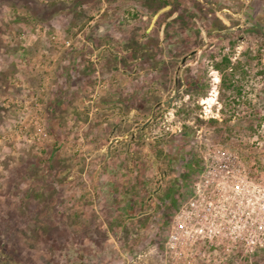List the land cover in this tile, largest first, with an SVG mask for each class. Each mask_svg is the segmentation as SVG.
<instances>
[{
	"label": "rangeland",
	"instance_id": "obj_1",
	"mask_svg": "<svg viewBox=\"0 0 264 264\" xmlns=\"http://www.w3.org/2000/svg\"><path fill=\"white\" fill-rule=\"evenodd\" d=\"M19 1L26 2L0 0V252L20 264H177L167 247L171 220L205 157L220 145H230L241 153L247 175L259 185L252 192L254 203L258 208L264 206V76L259 73L264 65V0H189L188 8L172 0L170 8L157 18L161 8L146 7L138 12L136 6L144 0H88L86 12L94 17L80 38H94L99 43L84 41L75 55L73 35L88 17L79 25L72 24L73 14L56 15L50 26L29 22L17 17L28 13ZM140 15L146 19L140 21ZM166 15H172L179 25L171 23L161 30L159 20ZM135 19L141 36L147 34L148 26L153 28L145 46H140H154L146 53L145 64L160 67L165 83L174 81L176 74L179 77L175 72L179 68L172 61L163 63V58H180L194 47L201 48L207 41L205 33L212 38L222 35L212 54L228 57L223 49L229 46L228 52L235 53L234 47L240 44L242 51L221 72L214 68L221 58L211 56L205 61L202 85L185 88L187 100L175 106L173 120L183 121L181 130L175 121L166 122L170 126L166 128L162 112L167 108H159L151 117L152 128L145 133L138 128L129 150L128 141L123 143L117 153L120 161L107 160L113 137L98 142L81 138L77 135L81 125L64 123L67 113L51 108L56 120L49 118L47 100L50 97L53 102L58 93L52 87L56 77L65 92L61 106L75 96L77 87L67 86L62 66L69 55L72 65L76 56L83 64L99 63L100 75L106 64L114 65L116 60L119 64L120 59L101 57V51L114 49L113 45L102 47L107 44L102 38L120 39L124 26ZM230 28L235 30L223 32ZM175 43L179 47L173 50L170 44ZM116 48L122 50V46ZM250 53L255 56L252 62L247 60ZM109 71L111 68L106 76L98 77L99 86L87 90L83 98H99V90L107 88ZM187 76L185 84L191 83ZM218 103L222 104L221 120L216 118L220 124L215 125L208 115ZM77 104L71 100L70 105ZM130 124L123 128H131ZM98 148L105 151L101 159L94 155ZM100 164L124 174L118 178L128 186L125 197L116 188L109 189L110 194L98 189L102 179L97 183L93 174ZM227 262L264 264V247L249 253L240 243ZM208 263L219 264L209 250L205 257L198 254L194 264Z\"/></svg>",
	"mask_w": 264,
	"mask_h": 264
},
{
	"label": "crops",
	"instance_id": "obj_2",
	"mask_svg": "<svg viewBox=\"0 0 264 264\" xmlns=\"http://www.w3.org/2000/svg\"><path fill=\"white\" fill-rule=\"evenodd\" d=\"M139 18H143L140 21H144V18L146 19V17L142 15H140ZM92 26L94 27V24H92L91 27ZM139 26L138 20L135 19L133 24L126 27L124 26V35H122L120 39H111L109 37H106V39L102 38V41L107 43L103 44L102 47H110V45H113L112 47L114 49H108L106 52H104L105 50L101 51L104 53L102 54L100 52V54H102L101 57L105 55L109 60H121L119 64L116 60L115 64L117 63L118 65L114 64L115 66L113 64L110 66V63L107 62L108 65L106 64V68L103 67L104 72L102 75H100L101 73L98 74L99 69L102 68L99 63H93L91 65L83 64V62L80 61V56H76V61L74 65H72V63L68 61L70 55L66 57L62 66L65 68L67 86L73 85L74 87H77L73 92L75 96L70 97L69 102L66 105L64 104V106H61V104H63L61 100L65 99L62 95L65 94V92L63 93V90L61 89L64 88L62 87V82H60L61 79L56 77L54 78L52 87H55V90L58 91V93L52 98L53 102H51L50 97L47 100L49 114H52V112L58 108L60 112L67 113L64 118L59 116L58 119L63 118L65 124L71 125V123H75L82 126L80 131L77 132V135H81V138L85 136L87 139H94L96 142L102 139L105 140L107 137H113V140L116 139L115 142L107 148V160L112 158H117L116 160H119V154L117 153L122 149L123 143L128 141L129 150L130 146L135 144L134 141L136 140V132L138 128L141 131H144V133L148 131L150 127L152 128L151 115L156 114V111L159 108L162 109L165 107L164 103L166 100H170V98L174 97L181 104L183 100H187V94H183L184 89L196 84V82L195 84H185V80H183V78L179 79L177 74L174 77V81H166L165 83V80L161 76L163 73L160 71V67L156 68L145 64V55L147 52L151 53L154 46H152V44H146V47L144 48V42H146L147 39L149 40V33L153 28L151 25L148 26L146 28L147 34L141 36L142 29L141 27L139 28ZM96 29L93 28V30ZM83 31H86V28ZM80 37L79 34L75 38L74 46L71 48L74 55L79 49H81L84 41L88 44L99 43L98 40H95L94 38L85 39L83 36L82 38ZM176 43L174 45L170 44V47H173V50L179 47V44ZM141 44L144 46L141 47ZM114 46H122V50H118L119 48L117 49ZM122 52L123 54H120ZM141 55H143V57H141ZM168 60L171 59L168 58ZM67 62L69 63L67 64ZM180 66L181 63H178L177 68ZM108 68H111V71H109L108 74L110 79L106 77V84L108 85L106 89L99 90L101 92L99 98L97 99L96 96H94L93 99H88V97L86 99L83 98L84 93L87 92V90L94 91V88L99 86V83L97 82L98 77L106 76ZM175 72L177 73V71ZM71 82L73 84H71ZM182 83H184V85ZM179 84L181 85L179 86ZM58 87H60L59 90ZM55 100L56 102H54ZM71 100H74V104L78 103L77 106L70 105ZM70 108L74 109L70 110ZM49 114V118L56 120V114H52V116ZM130 123L133 124L131 128H123V126H131ZM148 139L151 140L152 138ZM129 140L131 141L129 142ZM147 146L146 150H149L151 148L150 143H147ZM95 152L96 154L94 155L101 159L102 154L105 151L103 148H98ZM103 168L104 164H100L93 174L97 183L102 179V181L99 182L100 184H97L98 189H105V191L110 194L109 189L116 188V191L118 190L119 193L121 191L119 196L125 197V190H127L126 188H128V186L122 185V179L120 180L118 178V176H124V174H120L119 170L112 166ZM138 186L141 187L142 185ZM134 190L135 189H131V191ZM111 197L112 196L108 198Z\"/></svg>",
	"mask_w": 264,
	"mask_h": 264
},
{
	"label": "built area",
	"instance_id": "obj_3",
	"mask_svg": "<svg viewBox=\"0 0 264 264\" xmlns=\"http://www.w3.org/2000/svg\"><path fill=\"white\" fill-rule=\"evenodd\" d=\"M241 47L236 45L235 53L228 52L229 46L223 49L232 64L240 57ZM220 58L218 53L215 59ZM176 105V101L168 105L162 118L166 128H170L166 122L175 121L181 130L183 121L173 120ZM221 108V103L215 109L210 108L209 118L221 120ZM258 186L247 175L237 149L230 145L216 146L210 157H205L203 168L195 176L189 194L180 201L169 226L167 247L177 264H194L198 254L205 257L207 250L219 264H227L240 243L249 253H255L258 246L264 247V206L258 208L252 197Z\"/></svg>",
	"mask_w": 264,
	"mask_h": 264
},
{
	"label": "trees",
	"instance_id": "obj_4",
	"mask_svg": "<svg viewBox=\"0 0 264 264\" xmlns=\"http://www.w3.org/2000/svg\"><path fill=\"white\" fill-rule=\"evenodd\" d=\"M26 4L23 2H20L22 6L28 8L27 16H24L25 14H18L17 17L22 20H28L31 21H37L39 23L47 24L50 26L51 20L56 15H68L73 14V20L72 24L79 25L86 17H88L87 14V6L89 1L88 0H25ZM172 0H144V3L142 5L136 6V9L138 12H141V10H145L146 7H154L155 9H160L164 6H167L168 4H171ZM189 0H177L178 4L183 5V7H190ZM189 3V4H188ZM18 4V3H17ZM16 4V6H18ZM175 4V3H174ZM87 5V6H86ZM173 7V5H171ZM171 7V8H172ZM188 8V7H187ZM173 9V8H172ZM193 9V7H192ZM138 12L134 15L136 18L138 15ZM15 12H13L14 14ZM192 16V15H191ZM189 17L186 16L185 19ZM172 15L168 17L167 15L164 16L163 19L159 20L161 23V30H165L168 24H178L180 22L172 20ZM187 20V19H186ZM185 20V21H186ZM184 21V20H183ZM181 21V23L183 22ZM215 57V54L213 55ZM255 58L254 54L250 53L247 56L248 62H252ZM230 60L227 56H224L220 59V61H215L214 68L216 71L221 72L225 68L229 67ZM259 73L264 76V65L261 70H259ZM230 80H232L230 78ZM239 92H241V89L239 88ZM229 121V120H228ZM228 121H225V127H228V131L231 130V127L228 126ZM212 124L219 125L220 122L214 118L211 119ZM0 264H20L17 261L14 260V257L11 255H7L6 253L0 252Z\"/></svg>",
	"mask_w": 264,
	"mask_h": 264
},
{
	"label": "flooded vegetation",
	"instance_id": "obj_5",
	"mask_svg": "<svg viewBox=\"0 0 264 264\" xmlns=\"http://www.w3.org/2000/svg\"><path fill=\"white\" fill-rule=\"evenodd\" d=\"M173 25V23H172ZM216 32V31H215ZM207 36V41L204 43V45H202L201 48H194L191 50V52L193 50H195L196 52L191 54V52L189 54L186 55H182L180 58H183L186 56V59L184 62L181 63V66L179 67V69L177 70V73L179 74V79L180 78H184L186 79V75H188L187 77H189L190 79L188 81H190L191 83L196 84L195 85H202V72L204 71L205 68V61L208 60V58H210L211 56L213 57L214 54H212V52L214 51V49L217 48L220 40H221V36H216V37H211V35H209V33H205ZM216 52V51H215ZM195 55L194 58H192V56ZM217 55H215L214 60L216 58ZM191 57V58H190ZM168 58H170L171 60H168ZM174 58L176 57H167V58H163V63L165 62H174L176 64H178L179 62L174 60ZM162 59V58H161ZM182 71V75H181V70ZM185 82V81H184ZM168 101V102H166ZM164 105L165 107H167L168 105H170L172 102L176 101L177 104H179V101L176 100V98L173 99V101H169L166 100ZM163 221V220H162ZM82 253H84L83 251H79V254L82 255ZM69 260H71L69 258ZM72 261V260H71Z\"/></svg>",
	"mask_w": 264,
	"mask_h": 264
},
{
	"label": "water",
	"instance_id": "obj_6",
	"mask_svg": "<svg viewBox=\"0 0 264 264\" xmlns=\"http://www.w3.org/2000/svg\"><path fill=\"white\" fill-rule=\"evenodd\" d=\"M169 8H170V5H167V6L163 7V8H161V9L156 13L155 18H157L162 12L166 11V10L169 9ZM93 17H94V16H91V17H88L86 20H84V22L79 26V28H78V29L76 30V32L74 33V35H73V38H74V39L76 38V36H78V35L80 34V32L85 28V26H86V25H87V24L93 19ZM233 30H235V28H230V29L224 30L223 32L225 33L226 31H233ZM195 52H196V51L193 50V51L191 52V54H193V53H195ZM185 59H186V56L183 57V58H179V57L174 58V60L178 61L179 63L184 62ZM182 71H183V69H182L181 72H180L181 75H182ZM173 99H174V97L170 98L169 101H173ZM166 102H168V101H166ZM151 117H152V115H151ZM115 140H116V139H115ZM115 140L111 141L110 146L113 144V142H114Z\"/></svg>",
	"mask_w": 264,
	"mask_h": 264
}]
</instances>
